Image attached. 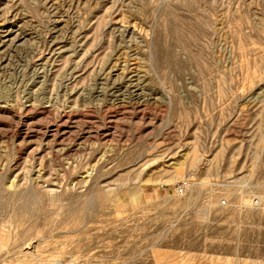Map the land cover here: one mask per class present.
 <instances>
[{
  "label": "rangeland",
  "instance_id": "374dc122",
  "mask_svg": "<svg viewBox=\"0 0 264 264\" xmlns=\"http://www.w3.org/2000/svg\"><path fill=\"white\" fill-rule=\"evenodd\" d=\"M264 264V0H0V264Z\"/></svg>",
  "mask_w": 264,
  "mask_h": 264
},
{
  "label": "bare ground",
  "instance_id": "6f19581e",
  "mask_svg": "<svg viewBox=\"0 0 264 264\" xmlns=\"http://www.w3.org/2000/svg\"><path fill=\"white\" fill-rule=\"evenodd\" d=\"M53 264H62L60 260L55 261Z\"/></svg>",
  "mask_w": 264,
  "mask_h": 264
}]
</instances>
